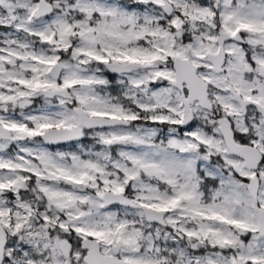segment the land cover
Here are the masks:
<instances>
[{
  "label": "snow or ice",
  "instance_id": "1",
  "mask_svg": "<svg viewBox=\"0 0 264 264\" xmlns=\"http://www.w3.org/2000/svg\"><path fill=\"white\" fill-rule=\"evenodd\" d=\"M0 264H264V0H0Z\"/></svg>",
  "mask_w": 264,
  "mask_h": 264
}]
</instances>
